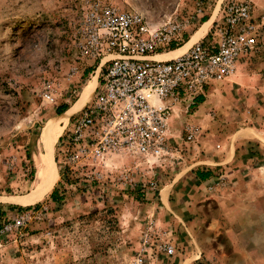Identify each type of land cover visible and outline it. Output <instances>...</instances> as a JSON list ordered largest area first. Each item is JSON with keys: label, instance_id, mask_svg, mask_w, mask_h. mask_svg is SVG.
I'll return each instance as SVG.
<instances>
[{"label": "rangeland", "instance_id": "1", "mask_svg": "<svg viewBox=\"0 0 264 264\" xmlns=\"http://www.w3.org/2000/svg\"><path fill=\"white\" fill-rule=\"evenodd\" d=\"M90 1L0 0V214L13 218L32 210L18 236L0 237V264H264V164L227 169L225 181L193 178L197 167L210 169L195 164L202 159L195 144L207 143L206 153L214 157L231 134L225 123L211 131L192 122L198 103L177 108L175 118L184 119L173 131L180 153L161 163L113 153L93 168L69 170L62 137L70 120L54 145L43 139L48 126L61 122L64 113L55 115L61 104L73 105L89 82L90 96L95 89L99 72L85 70L76 48L79 16ZM101 1L136 9L155 27L182 22L184 40L174 45L179 48L199 31L192 43L220 34L226 5L242 0ZM249 1L261 45L240 64L257 65L264 76V0ZM172 50L157 57H171ZM48 91L55 101L45 97ZM187 124L200 129L192 143L184 141ZM40 154L52 159L56 180L27 202L37 189ZM55 185L56 200L50 194ZM179 188H190L195 198L186 224L160 208L161 196L178 197ZM161 244L173 245L175 252L168 254Z\"/></svg>", "mask_w": 264, "mask_h": 264}, {"label": "built area", "instance_id": "2", "mask_svg": "<svg viewBox=\"0 0 264 264\" xmlns=\"http://www.w3.org/2000/svg\"><path fill=\"white\" fill-rule=\"evenodd\" d=\"M77 27L78 58L85 70L99 72V84L93 98L72 115L62 137L69 170L93 168L113 153L157 163L174 158L180 146L170 121L177 108H190L199 97H207L215 82L236 73L241 61L261 45L249 0L226 5L220 34L216 31L168 58L157 56L182 43V22L155 27L136 9L91 0ZM45 97L56 100L51 91ZM199 133L197 126L187 124L184 141L194 142ZM31 218L32 210H23L0 219V237L18 236ZM160 247L175 252L173 245Z\"/></svg>", "mask_w": 264, "mask_h": 264}, {"label": "crops", "instance_id": "3", "mask_svg": "<svg viewBox=\"0 0 264 264\" xmlns=\"http://www.w3.org/2000/svg\"><path fill=\"white\" fill-rule=\"evenodd\" d=\"M210 28L211 25L206 33L201 36V39L209 33ZM256 69H259L257 65L251 67L247 64H240L236 73L222 82H215L209 91L208 99L199 103L196 111L191 114L190 120L202 126L204 129L208 127L213 131L214 127L218 126V123L221 125L225 123V126L229 127V131H231V134L221 143V154L217 156L210 157V153H206L207 150L205 148H210L209 145L207 146V143L199 140V142L195 144V147L198 149L197 152L202 158L195 164L205 163L207 166H210L212 170V173H208L210 169L197 167V172L191 171L194 176L193 178L197 181L207 182L212 178L225 181L229 178V172H239L240 169H237L239 167H250L251 163H253V165L264 164V76L262 73H258ZM90 75H92V73H90ZM96 80L95 89L92 92V96L89 95V100L94 96L96 87L99 84L98 78ZM84 105L80 109H82ZM71 106H69L66 111H68ZM76 112H78V109ZM57 114L58 113L55 115ZM73 114H71L70 119ZM182 118L181 114H179L177 118H175L174 114L171 118L170 125L172 132L182 127L184 121ZM177 121L180 123V126L176 127ZM238 124H246V126L236 129V125ZM241 132L243 133L240 137H236L235 139L231 137V135L233 136ZM197 154H195V156H197ZM213 166H219L222 173L219 174L215 171ZM224 168H226V171L223 170ZM59 175L60 179V171ZM54 189H56V185L53 187L50 194ZM186 190H188V192L185 195ZM190 192V188H186L185 190L179 188V192L177 193L178 197L175 195L171 197L170 194L168 198L163 199L162 195L160 198L162 204L160 208L163 210V213L176 218L178 222L182 221V224H186L185 221L189 217L188 214L193 212L195 207L194 194ZM168 206L170 211H168Z\"/></svg>", "mask_w": 264, "mask_h": 264}, {"label": "bare ground", "instance_id": "4", "mask_svg": "<svg viewBox=\"0 0 264 264\" xmlns=\"http://www.w3.org/2000/svg\"><path fill=\"white\" fill-rule=\"evenodd\" d=\"M199 33H200V31L197 32L193 36V38L185 46H183L179 49H176L175 51L170 52L168 54V56H171V57H173V55L177 56L176 54L179 55V53L185 51V49H187V47L196 38H198ZM92 86H93V84L91 82H89L85 85L81 96L72 105V107L61 116V119H60L61 122L60 123H58L57 125H50L44 130L43 139L45 141H47L48 144L52 143V145H54L57 142V140L61 136L63 129L65 128L66 124L69 121L70 115L73 112H75L77 109L82 107L86 103V101L88 100ZM56 176H57V172H56V169L54 167L52 159L47 158V155H45V154L41 155L39 170H38V176H37V189L33 194L31 193L32 195L30 197H28L25 200L26 201L27 200L28 201L35 200L37 197H39L43 193L49 191L52 188V186L56 180ZM22 200H24V199H22Z\"/></svg>", "mask_w": 264, "mask_h": 264}, {"label": "trees", "instance_id": "5", "mask_svg": "<svg viewBox=\"0 0 264 264\" xmlns=\"http://www.w3.org/2000/svg\"><path fill=\"white\" fill-rule=\"evenodd\" d=\"M207 21V19H204L203 20V22H206ZM177 48V46H172L171 47V49H176ZM205 100V98L204 97H199L198 98V104L199 103H201V102H203ZM69 108V105L68 104H61L58 108H57V113H58V115H61V113H63L64 111H66L67 109ZM57 189H54L53 190V192L51 193V197L54 199V200H56L57 199ZM3 215L4 214H0V219L1 218H3Z\"/></svg>", "mask_w": 264, "mask_h": 264}]
</instances>
